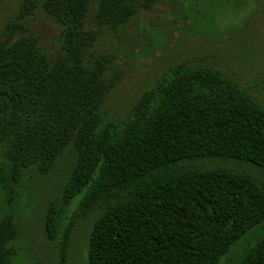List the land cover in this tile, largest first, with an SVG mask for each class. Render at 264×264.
Listing matches in <instances>:
<instances>
[{
	"label": "trees",
	"instance_id": "trees-1",
	"mask_svg": "<svg viewBox=\"0 0 264 264\" xmlns=\"http://www.w3.org/2000/svg\"><path fill=\"white\" fill-rule=\"evenodd\" d=\"M36 1L25 0L18 16ZM150 1H40L60 24L56 56L7 21L0 34V204L23 197L28 170L44 179L59 171L44 229L52 238L76 198L81 220L97 211L86 264H218L230 250L225 264H264L263 102L219 68L182 61L124 119L104 117L116 77L106 73L110 56L91 48L103 28L122 27ZM91 4L94 27L85 28ZM3 211L0 264H12L18 226L14 212ZM67 236L58 248L62 263Z\"/></svg>",
	"mask_w": 264,
	"mask_h": 264
},
{
	"label": "rangeland",
	"instance_id": "rangeland-1",
	"mask_svg": "<svg viewBox=\"0 0 264 264\" xmlns=\"http://www.w3.org/2000/svg\"><path fill=\"white\" fill-rule=\"evenodd\" d=\"M24 1L0 0V34L13 18L18 34H36L45 52L58 55L60 24L44 13L38 5L42 0L18 16ZM94 9L91 4L85 28L94 27ZM91 50L110 56L106 73L116 77L103 103L107 120L124 119L136 98L164 70L182 61L219 68L264 103V0H151L122 27L103 28ZM56 173L44 179L28 170L20 184L23 197L12 205L0 204L17 221L19 250L12 264H86L87 237L97 211L81 220L75 213L76 198L62 213L52 238L44 229L46 205L59 196L61 177ZM64 233L62 263L58 248ZM234 253L230 250L218 264Z\"/></svg>",
	"mask_w": 264,
	"mask_h": 264
}]
</instances>
